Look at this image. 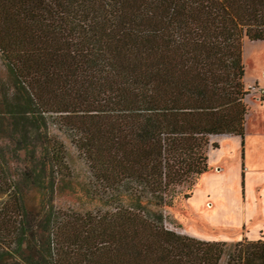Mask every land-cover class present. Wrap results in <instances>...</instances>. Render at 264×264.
Returning <instances> with one entry per match:
<instances>
[{
	"label": "trees",
	"instance_id": "obj_1",
	"mask_svg": "<svg viewBox=\"0 0 264 264\" xmlns=\"http://www.w3.org/2000/svg\"><path fill=\"white\" fill-rule=\"evenodd\" d=\"M244 39L264 40V0H0V264H264V238L165 224L207 171L211 136L243 137ZM62 192L95 205L56 208Z\"/></svg>",
	"mask_w": 264,
	"mask_h": 264
},
{
	"label": "rangeland",
	"instance_id": "obj_2",
	"mask_svg": "<svg viewBox=\"0 0 264 264\" xmlns=\"http://www.w3.org/2000/svg\"><path fill=\"white\" fill-rule=\"evenodd\" d=\"M242 60L244 64L243 83L248 90L244 101L247 104L248 112L245 116L241 154L246 158L244 166L249 169L246 172L251 176L245 190L240 180H229L228 187L234 190L236 195L232 196L231 200L227 199L226 196L225 207H220L211 217L210 212L206 215L202 213L203 211L199 212L194 208L195 206H202L203 194L201 192L206 187L204 183L200 185L201 192L193 197L190 202L186 203L187 198L184 197L185 193L192 194L200 175L194 179L192 184L185 183L180 186V191L175 196L172 206L165 208V214L168 215L165 224L178 232L186 233L185 230H188V224L186 225V222L182 220L183 217H186L190 228L203 236V239L233 242L243 237L251 238L257 236L252 234L257 229V224L260 222L259 219L262 218H259L261 216L253 215L260 211L261 206L264 208V40L244 39ZM250 85L254 86V88H250ZM8 86L9 82L6 78L4 61L0 50V89ZM48 130L51 136L62 141L65 146L71 180L87 186L85 188H90L93 177L89 165L85 157L74 146L72 136L53 121L48 125ZM210 140L214 141V143L216 140L222 141L221 144L223 145H235L229 134L213 135ZM211 147L212 145L209 146L208 151ZM13 164L15 165V162ZM216 170H219L217 165L209 166L208 164L207 171ZM251 170H255V172L251 174ZM93 188L94 185L91 189L93 190ZM222 188L226 187L222 184ZM211 198L214 199L213 196ZM211 198L210 200L214 201ZM242 199H245L246 217H249L243 223L240 209ZM25 203L28 208L36 210L38 208V194L33 191L27 193ZM54 204L56 208H73L82 211L93 208L95 201L90 200V196H84L82 192L74 194L62 192L55 195ZM258 230H260L258 233L261 235L260 237L264 238V227L260 225Z\"/></svg>",
	"mask_w": 264,
	"mask_h": 264
},
{
	"label": "crops",
	"instance_id": "obj_3",
	"mask_svg": "<svg viewBox=\"0 0 264 264\" xmlns=\"http://www.w3.org/2000/svg\"><path fill=\"white\" fill-rule=\"evenodd\" d=\"M230 137H232L233 142L235 145H223L221 144L222 141L216 140L215 144L216 147L212 146L211 149L207 152L208 154V164L209 166L217 165L219 170L216 171H205L200 175L198 178V182L196 183V186L193 189L192 194L187 198L186 203L190 202L193 197L199 194L200 191V185L204 183L206 187L204 190H202V206H195V210L203 211L202 213L208 214L211 213L210 217L213 216L220 207H225V199L227 196V199H232V196L234 197L235 191L232 190L229 186V180L232 181H239L243 185L244 190L246 189V185L248 183V180L250 178V174H248L246 171L249 169L244 166L246 162L245 156L243 157L241 152V146H242V137L240 135L235 134H229ZM211 142H214L211 140ZM239 143H241L239 145ZM255 170H251V174L254 173ZM222 184L226 188H222ZM212 194V195H211ZM213 196L214 199L211 198ZM210 198L214 201H211ZM242 202V203H241ZM240 203L242 204L240 206L241 209V215H242V223L247 220L246 217V204L245 199H242ZM215 203V204H214ZM210 204L213 206V208L209 209L207 205ZM196 212V211H195ZM257 214H254L253 216H261L259 218L260 222L257 224V229L253 231L252 235H257L256 237H251L248 239H258L262 238L260 237L258 233L260 230H258L259 226L264 227V208L263 206L260 207V211L256 212ZM227 215V214H225ZM252 216V218H253ZM184 222H186V225L188 224L187 229L185 230L187 234H190L194 237L203 239L204 237L196 233L195 230L191 229L189 226V223L187 222V218L183 217ZM247 238V237H246Z\"/></svg>",
	"mask_w": 264,
	"mask_h": 264
},
{
	"label": "bare ground",
	"instance_id": "obj_4",
	"mask_svg": "<svg viewBox=\"0 0 264 264\" xmlns=\"http://www.w3.org/2000/svg\"><path fill=\"white\" fill-rule=\"evenodd\" d=\"M207 207H208L209 209L213 208V206L210 205V204H208Z\"/></svg>",
	"mask_w": 264,
	"mask_h": 264
},
{
	"label": "built area",
	"instance_id": "obj_5",
	"mask_svg": "<svg viewBox=\"0 0 264 264\" xmlns=\"http://www.w3.org/2000/svg\"><path fill=\"white\" fill-rule=\"evenodd\" d=\"M251 87L254 88V86H251V85H250V88H251Z\"/></svg>",
	"mask_w": 264,
	"mask_h": 264
}]
</instances>
